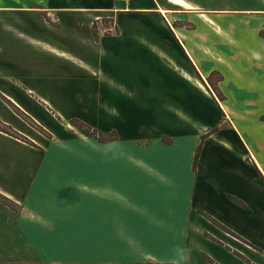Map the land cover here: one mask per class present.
I'll use <instances>...</instances> for the list:
<instances>
[{
  "label": "crops",
  "instance_id": "crops-1",
  "mask_svg": "<svg viewBox=\"0 0 264 264\" xmlns=\"http://www.w3.org/2000/svg\"><path fill=\"white\" fill-rule=\"evenodd\" d=\"M0 38V55L46 52L84 74L78 92L121 99L125 123L104 131L158 132L138 139L155 206H0V253L9 243L14 256L0 264H264V0H0ZM0 81V119L30 141L0 131V193L19 201L3 178L34 177L26 155L46 146L2 99L61 127L76 116L39 94L25 107L9 86L35 90ZM159 194L172 199L159 206Z\"/></svg>",
  "mask_w": 264,
  "mask_h": 264
},
{
  "label": "rangeland",
  "instance_id": "rangeland-1",
  "mask_svg": "<svg viewBox=\"0 0 264 264\" xmlns=\"http://www.w3.org/2000/svg\"><path fill=\"white\" fill-rule=\"evenodd\" d=\"M109 25L110 23L105 22L100 24V28ZM57 37L51 35L52 39ZM7 39L0 38V46L4 47ZM75 48L77 50L73 52L80 56L87 53ZM12 51L13 54L5 52L0 55V60H3L0 61V80L9 76L12 81L15 80V84L19 83L22 87H31L35 90L33 96L32 92L26 93L24 89H15L5 84L14 92L12 94L17 95L18 101L28 107L22 99L30 103L32 101L30 98H36L37 94L42 95L54 105V108L63 109L64 114L69 116L75 115L77 119L74 118L81 123L82 129L69 126L67 122L66 126L61 127L59 122L62 117L53 114L51 110V114L57 120L50 119L43 112L35 113V118L40 123L24 113L26 117L23 119L44 135L42 139L37 138L33 130L27 128L23 122L14 121L13 125H18L28 135L34 136L45 145L46 151L43 154L26 155L29 170L31 167L34 168V177L31 172L20 175L15 170L9 172L10 177L12 174L14 176L12 179L5 174L3 178L5 186L20 200L0 193V206L15 213L19 211L16 206H155L145 199L146 184L139 175L141 143L138 139L144 133L155 136L158 132L123 129L104 131L111 125L122 127L125 123L123 119L127 116L114 111L116 105H123L121 99L89 98V93L84 89V92H78L88 83L76 80L75 76L84 74L78 72L79 75H74V69L70 65L66 67V64L54 55L32 50ZM4 63L11 67L2 66ZM118 109L122 112L121 108H117V111ZM68 122L71 123V120ZM113 140L118 141L109 144ZM165 141L168 142L166 139ZM39 164L42 171L44 170L43 176L38 173ZM140 195H143L142 200ZM159 197L162 199L159 206H164V203L169 202L168 199H172L171 195L169 198L167 195L159 194ZM10 218L9 215L8 221ZM10 246L9 243L3 245L0 262L14 258L8 257L10 253L4 252L5 249L9 250Z\"/></svg>",
  "mask_w": 264,
  "mask_h": 264
},
{
  "label": "trees",
  "instance_id": "trees-1",
  "mask_svg": "<svg viewBox=\"0 0 264 264\" xmlns=\"http://www.w3.org/2000/svg\"><path fill=\"white\" fill-rule=\"evenodd\" d=\"M94 35L95 37L97 38L98 37V31H97V26L95 25L94 26ZM216 77V80H214V78ZM222 80V76L217 73V72H213L209 77H208V82L210 84V86L212 87L213 91L215 92V94L217 95L218 99L219 100H223V96L218 88V83ZM14 110L17 114H19L22 118L23 117H26V115L16 106L14 105L11 101L9 100H6L4 99ZM72 125L74 127H78V128H81L82 129V125L81 123L78 121V120H73L72 122ZM36 125V124H35ZM81 125V126H80ZM37 126V125H36ZM0 131L1 132H4L14 138H17L19 140H22L24 142H27V143H30L29 140H27L23 135H21L20 133H18L16 130H14L11 126L5 124L1 119H0ZM216 130H213V131H210L208 133H206L205 135H203L201 137V141L203 142L207 137H209L210 135H212ZM201 142V143H202ZM201 150V145L198 147V152L196 154V160H197V157L199 155V152ZM208 261L211 263V264H215L212 260L208 259Z\"/></svg>",
  "mask_w": 264,
  "mask_h": 264
},
{
  "label": "built area",
  "instance_id": "built-area-1",
  "mask_svg": "<svg viewBox=\"0 0 264 264\" xmlns=\"http://www.w3.org/2000/svg\"><path fill=\"white\" fill-rule=\"evenodd\" d=\"M120 1H124V2H126V1H128V0H120Z\"/></svg>",
  "mask_w": 264,
  "mask_h": 264
}]
</instances>
